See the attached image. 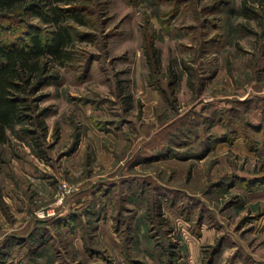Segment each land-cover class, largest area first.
Wrapping results in <instances>:
<instances>
[{
  "label": "rangeland",
  "instance_id": "374dc122",
  "mask_svg": "<svg viewBox=\"0 0 264 264\" xmlns=\"http://www.w3.org/2000/svg\"><path fill=\"white\" fill-rule=\"evenodd\" d=\"M82 2L0 145V264H264V0Z\"/></svg>",
  "mask_w": 264,
  "mask_h": 264
},
{
  "label": "trees",
  "instance_id": "16d2710c",
  "mask_svg": "<svg viewBox=\"0 0 264 264\" xmlns=\"http://www.w3.org/2000/svg\"><path fill=\"white\" fill-rule=\"evenodd\" d=\"M76 1L0 0V145L8 141V132L14 130L16 124L28 121L45 128L44 112L34 115L35 107L27 95L37 91L50 76L45 74L41 57L48 56L61 64L71 58L68 45L73 40V25L67 20L71 17L84 24L82 13L74 12L68 17L70 8H80L84 4L83 0ZM69 4L73 6H64ZM31 17L53 26L49 34L32 22ZM145 47L155 71L159 59L152 40ZM22 130L32 132L27 127Z\"/></svg>",
  "mask_w": 264,
  "mask_h": 264
},
{
  "label": "built area",
  "instance_id": "2783aa9c",
  "mask_svg": "<svg viewBox=\"0 0 264 264\" xmlns=\"http://www.w3.org/2000/svg\"><path fill=\"white\" fill-rule=\"evenodd\" d=\"M60 199H62V197Z\"/></svg>",
  "mask_w": 264,
  "mask_h": 264
}]
</instances>
